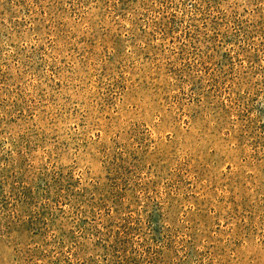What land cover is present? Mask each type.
<instances>
[{
    "label": "rangeland",
    "instance_id": "374dc122",
    "mask_svg": "<svg viewBox=\"0 0 264 264\" xmlns=\"http://www.w3.org/2000/svg\"><path fill=\"white\" fill-rule=\"evenodd\" d=\"M0 264H264V0H0Z\"/></svg>",
    "mask_w": 264,
    "mask_h": 264
}]
</instances>
